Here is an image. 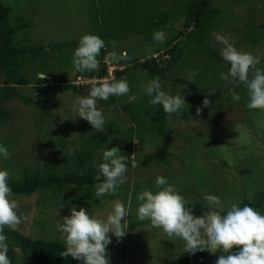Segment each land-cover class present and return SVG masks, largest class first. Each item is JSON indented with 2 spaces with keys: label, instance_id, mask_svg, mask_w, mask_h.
I'll list each match as a JSON object with an SVG mask.
<instances>
[{
  "label": "rangeland",
  "instance_id": "obj_1",
  "mask_svg": "<svg viewBox=\"0 0 264 264\" xmlns=\"http://www.w3.org/2000/svg\"><path fill=\"white\" fill-rule=\"evenodd\" d=\"M150 1L132 0L135 7L132 12L114 14V27L126 35L116 36L105 45L106 55L102 58L105 71L107 67L114 70L117 58L125 53L127 55L123 58H132L133 61L164 53L183 30L184 5L188 0H158L157 10H165L168 14L162 23L160 13L154 14L151 5L145 6ZM0 2L11 8L8 16L10 26L27 24L26 28L17 31V43L44 47L43 59L29 54L25 56L19 75L27 85L18 87L17 92L42 102L48 108V112L43 113V109L35 104L24 105L15 100L7 103L9 118L0 125V144L7 146L10 155L0 161V167L8 169L11 176L20 178L24 168L31 171L38 167L42 171L45 163L51 160L58 172L69 171L73 169L72 161L83 151L90 153L85 165L94 167L100 162L104 148L116 146L120 154L129 156L131 166L127 167V180L114 194L97 199L93 186L82 193V196L86 195L85 202L75 206L77 210L84 207L90 215L100 218L108 214L116 200L128 207L126 234L119 239L108 234L111 242L106 246L105 255L110 264H178L179 257L184 254L183 241L167 237L160 229L153 228L148 220L137 219V195L143 190H157L154 184L157 175L166 176L186 202L204 204L206 197L215 196L228 205L252 200L264 190V110L249 109L246 90H234L231 83L220 78L221 73L230 70L224 61L212 60L194 46L193 51L184 47V57L166 77L164 90L171 94L181 92L188 106L176 114H166L171 137L167 159L160 163L150 161L143 166L142 161L163 146L161 137L150 131V117L154 108L160 106L150 104L149 97L144 95L143 86L149 81L145 72L143 76L146 79L136 78L132 73H138V70L131 65L120 77L128 81L131 93L137 96L136 101L128 103L126 96H110L106 101H98L97 107L103 110L106 120L103 131L95 130V135L105 137L102 148L86 142L92 139L88 133L91 125L82 118L73 119L75 98L85 95L90 87H80L76 91L53 88L56 83L52 80L59 78V72H68L70 82L76 74L72 63L73 51L81 35L89 32L98 35L99 31L104 33L106 28L112 27L113 18L106 15L107 11L114 10V0L97 3L96 0ZM214 4L220 12L208 25L213 30L203 39L205 49H215L220 54L223 45L215 39V34L220 33L239 52L260 54L261 62L257 67L264 68V40L254 42L259 30L264 31V0H214ZM155 29L165 32L166 39L162 44L152 37L147 41L145 35L133 34L135 31L154 32ZM110 35L111 30H108L106 37ZM183 39L184 36L178 39L180 46ZM70 42L75 43L73 48L65 46L62 50H52L48 47ZM190 72L195 73L191 78ZM41 74L45 75L41 77ZM38 77L44 83L34 91ZM87 81L81 79L77 86ZM235 95L241 98L238 103ZM205 98L210 102L207 107L202 105ZM197 108H200L199 112ZM132 161L136 162V167H132ZM85 165L83 170L87 169ZM39 195L35 193L15 199L18 214L22 217L16 229L32 238L63 241L56 224L59 217L68 215L73 206H58L56 203L48 206L47 202L37 206ZM204 255L207 257L198 255L192 260L204 263L212 254ZM208 262L211 261L204 264ZM11 264L27 263L22 262L20 254H17Z\"/></svg>",
  "mask_w": 264,
  "mask_h": 264
},
{
  "label": "clouds",
  "instance_id": "obj_2",
  "mask_svg": "<svg viewBox=\"0 0 264 264\" xmlns=\"http://www.w3.org/2000/svg\"><path fill=\"white\" fill-rule=\"evenodd\" d=\"M152 39L162 44L166 39L165 32L155 30ZM215 39L223 45L220 55L230 66V70L221 73L220 78L225 83H231L234 90H246V106L249 109L264 110V68L257 67L261 55L239 52L220 33L215 34ZM104 47V39L97 34L89 32L81 35L73 51L74 69L81 73L97 70L100 65L98 57ZM163 54L165 52H158L152 56L155 59L159 55L167 57ZM117 67L114 66V70L107 67L106 76L98 79L100 82L93 80L87 93L75 98L73 119L82 118L92 129L103 131L106 120L103 110L97 107L98 101H106L110 96H126L128 103L136 101L137 96L131 93L128 81L114 78ZM44 75L41 74V77ZM194 75L193 72L189 73L190 78ZM80 80L76 79L74 85ZM143 92L149 97L150 104L160 106L166 114H176L187 105L181 92L171 94L165 91L158 76L143 86ZM240 99L239 95H235L237 103ZM209 104L207 98L202 100L203 106ZM199 111L200 108H197ZM9 155L7 146L0 144V161L8 159ZM127 159L116 146L102 150L101 160L95 165L97 183L94 195L97 199L114 194L126 182ZM132 167H136L135 161H132ZM9 177V170L0 167V264H11L5 228L15 231L22 222ZM154 184L157 190L147 189L137 195L138 220H148L153 228L160 229L167 237L183 241L184 253L193 259L200 254L219 253L215 264H264V213L249 204L241 206L237 201L226 205L220 198L209 196L205 198L204 205L210 211L197 216L195 209L186 206L185 197L174 184L169 183L166 176L157 175ZM126 217L128 207L119 200L112 203L111 210L103 218L90 215L84 207L78 210L71 207L69 214L60 216L56 224L64 241V249L59 255L70 256L80 264H110L105 255L106 246L111 242L108 234L117 239L123 237L128 230Z\"/></svg>",
  "mask_w": 264,
  "mask_h": 264
},
{
  "label": "trees",
  "instance_id": "obj_3",
  "mask_svg": "<svg viewBox=\"0 0 264 264\" xmlns=\"http://www.w3.org/2000/svg\"><path fill=\"white\" fill-rule=\"evenodd\" d=\"M101 1L108 2L110 0ZM97 2H100V0H96V3ZM157 2L158 0H152L145 6L151 5V9L155 14L157 13V9L159 7ZM113 6L114 10H111L110 12L107 11L106 15L107 18H113L112 27L106 28L104 33L102 31L98 32V36L104 39L105 45L117 38L116 36L120 35L121 37L122 35H126L125 32H121L120 28L114 27V14L122 15L126 11L129 13L135 8L132 4V0H114ZM184 8L186 9L185 19L183 22L184 28L175 37V42L170 45V47L165 51V54H163L167 57L155 59L152 55H150V57L136 61L134 60V62L132 58H123L124 56H121V58H117L115 62L116 64L114 63L115 66H118L114 72V78L120 79V77L128 71V67L133 65V68L138 70V73H132L134 77L146 79V77L143 76V72H145L146 76L149 77V80L158 76L163 87H165L164 84L167 79L166 77L175 70V66L178 61L184 57V47L192 51L195 47L196 50L199 49L204 51L210 59L222 62L223 60L221 55L216 52L215 49H205L202 45L203 39L205 40L208 36V32L213 30V28H208V25L211 24L210 21L220 12V9L214 4V0H188L184 5ZM10 11L11 8L9 6H5L0 2V125H4L5 122L8 121L7 103L13 100L21 102L24 105L35 104L43 109V113L48 112V108L45 107L42 102L36 101L26 95H21L17 92L18 87H24L27 85L26 80L19 75L21 64L25 56L29 54L33 57L43 59L44 47L37 45L28 46L17 43L15 40L17 31L26 28L27 24H17L14 27L10 26L8 20ZM159 13L162 23L164 19L167 18L168 14L165 10H161ZM129 23L131 24V22ZM152 23L156 26L154 22ZM108 30H111V35L107 38L106 34ZM151 32L152 30L145 33L142 31H135L133 34L135 36L143 34L145 35V39L148 41L153 35V32ZM257 35L258 37H261L258 38L255 36L254 42L258 41L261 43V41L264 40V31L259 30ZM182 36H184V39L181 42L182 46H180L178 39ZM65 46H71L73 48L75 43L70 42L69 44H55L54 46L49 45L48 47L52 50H62ZM104 54L105 49L103 48L101 49L100 56L98 57L100 65L97 70L83 73L76 72V74H73L74 76H72L73 82L78 78H81L83 81L88 80L89 82L82 83L80 86L74 85L72 81L70 82L69 73L63 70L58 73L57 76L59 78L57 80H52V82L56 83L53 88L61 91L69 89L76 91L80 89V87H90L93 80L98 81V79L106 76L107 71H105V63L102 60V58L106 55ZM120 66L122 67L121 69ZM66 82L67 84H65ZM35 83L36 85L34 87V91H37L39 90V86H41L44 81L38 77L36 78ZM123 109L126 110V106H124ZM132 120L135 121V118H132ZM166 121V113H164L162 108H154V114L150 117V131L155 132L161 137L163 146L159 151L142 161L143 166L149 164L150 161L160 163L167 159V151L171 137ZM88 133L92 139H87L86 142H89L94 147L102 148L105 137L95 135V129L88 130ZM128 139L130 140V136ZM129 146L130 145H128L127 150L130 149ZM89 155L90 153L83 151L81 156L76 157V159L72 161L73 169L69 171L66 170L58 172L56 170V164L51 160V162L47 161L45 163L42 171H40L38 167L29 171L28 167H26L22 171L20 178H15L13 175H10L9 184L14 193L13 199L39 193L40 195L36 204L37 206L41 204L43 205L46 202L48 203V206L49 203H56L58 206H79L85 202L84 198L86 195L82 196L84 190L88 191L89 189L87 188L93 187L97 183L95 180L97 173V171H95V167L92 165L89 166L88 164L85 165ZM52 158L55 160L56 156ZM126 164L127 166H131L129 156ZM83 165L87 166L86 170L82 169ZM58 196L60 197L58 198ZM243 204H249L254 209H257L262 213L264 211V190L259 192L252 200H243L240 205L243 206ZM186 206L194 208L197 216H203L206 212L210 211L204 204L196 201L186 202ZM4 231L7 235V243L9 247L8 256L11 262H14L17 254H20L21 261L26 262L27 264H80L79 261L70 256L62 257L59 255L64 249L63 241L58 239L32 238L22 234L17 229L12 231L5 228ZM200 256L207 257L204 254H200ZM218 256L219 253H216L215 256L212 254L209 257L211 262H208L207 264H215ZM209 260L206 258L205 262ZM177 263L204 264L201 261L194 262L192 257L185 253L179 257Z\"/></svg>",
  "mask_w": 264,
  "mask_h": 264
}]
</instances>
